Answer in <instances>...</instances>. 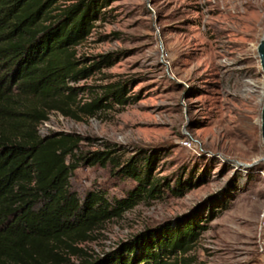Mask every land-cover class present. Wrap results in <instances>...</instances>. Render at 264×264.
I'll return each instance as SVG.
<instances>
[{"label": "rangeland", "instance_id": "374dc122", "mask_svg": "<svg viewBox=\"0 0 264 264\" xmlns=\"http://www.w3.org/2000/svg\"><path fill=\"white\" fill-rule=\"evenodd\" d=\"M105 9L106 17L78 46L79 56L112 54L116 61L76 84L90 87L80 93V101L116 82L127 83L137 99L81 120L53 111L39 133H79L88 138L81 143L84 151L112 143L126 157L136 149H157L160 177L174 184L196 171L205 180L182 196L140 202L107 221L92 239L71 241L77 250L62 246L70 262L59 261L81 264L148 227L195 209L206 214L214 206L218 214L190 252L192 264L258 261L264 72L257 47L264 35V0H109ZM187 138L192 145H185ZM70 182L81 199L100 191L111 201L135 185L111 165H83Z\"/></svg>", "mask_w": 264, "mask_h": 264}, {"label": "trees", "instance_id": "16d2710c", "mask_svg": "<svg viewBox=\"0 0 264 264\" xmlns=\"http://www.w3.org/2000/svg\"><path fill=\"white\" fill-rule=\"evenodd\" d=\"M60 1L0 0V264L68 263L62 246L77 250L71 241L92 239L140 202L182 196L205 180L196 171L174 184L160 177L157 149H136L126 157L112 143L84 151L88 138L75 132L41 136L39 125L53 111L81 120L137 99L127 83L116 82L80 101L90 87L76 84L116 61L112 54L82 58L78 50L106 17L109 0ZM83 165H111L135 185L114 201L100 191L81 199L70 179ZM217 211L195 209L148 227L81 264H192L190 252Z\"/></svg>", "mask_w": 264, "mask_h": 264}, {"label": "built area", "instance_id": "2783aa9c", "mask_svg": "<svg viewBox=\"0 0 264 264\" xmlns=\"http://www.w3.org/2000/svg\"><path fill=\"white\" fill-rule=\"evenodd\" d=\"M185 145H192V140L185 139ZM264 175V171L262 172ZM257 251L259 254V261L251 264H264V213L261 216L260 231L257 238Z\"/></svg>", "mask_w": 264, "mask_h": 264}, {"label": "water", "instance_id": "95a60500", "mask_svg": "<svg viewBox=\"0 0 264 264\" xmlns=\"http://www.w3.org/2000/svg\"><path fill=\"white\" fill-rule=\"evenodd\" d=\"M257 51H258V56L260 59V63H261V67L262 70L264 72V35L257 47ZM261 127H262V137H263V142H264V95H263V108H262V118H261ZM264 160V157H263ZM240 165H243L245 167H252L254 166V164H247V163H240Z\"/></svg>", "mask_w": 264, "mask_h": 264}]
</instances>
